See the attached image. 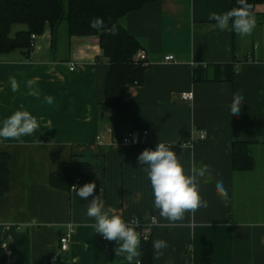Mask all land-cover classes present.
Segmentation results:
<instances>
[{
    "label": "crops",
    "instance_id": "0c3cea01",
    "mask_svg": "<svg viewBox=\"0 0 264 264\" xmlns=\"http://www.w3.org/2000/svg\"><path fill=\"white\" fill-rule=\"evenodd\" d=\"M230 9L231 0H159L124 17L121 25L148 61L143 83L130 87L120 112L102 107L109 64L99 36L69 38L61 26L52 41L46 29L29 55L14 50L0 56V125L16 110L29 111L40 124L30 136L0 139V152L11 158L10 188L0 198L7 264H128L115 255V241L105 247L92 226L95 220L86 215L93 196L82 200L72 189L50 186L59 165L74 158L93 164L94 196L106 209L125 222L143 224L140 248L145 233L152 245L156 239L168 243L159 260L153 259L152 246V264H264V5L254 11L255 29L243 37L231 28L218 29L210 19L212 12ZM24 29L15 26L12 35ZM167 56L174 60L167 62ZM224 65L235 68L232 83L215 81L216 67ZM201 67L207 82L194 80ZM33 79L38 98L28 94ZM183 92H193V100L185 101ZM238 92L244 104L232 116L230 104ZM47 96L53 97L51 105ZM133 131H147V143L122 145ZM237 141L250 144L255 160L250 172L233 169ZM159 142L181 147L178 157L186 171L193 162L211 170V181L200 184L208 207L174 224L159 216L150 180L138 163L139 154ZM218 180L228 191L227 205L216 194ZM71 229L69 250L62 252L60 237Z\"/></svg>",
    "mask_w": 264,
    "mask_h": 264
},
{
    "label": "trees",
    "instance_id": "16d2710c",
    "mask_svg": "<svg viewBox=\"0 0 264 264\" xmlns=\"http://www.w3.org/2000/svg\"><path fill=\"white\" fill-rule=\"evenodd\" d=\"M159 0H0V56L14 50H34L32 36H41L46 29L51 31L55 41L60 27L67 24V35L72 37L99 36L100 46L109 64V73L105 89L103 110L120 112L125 106V97L133 85L144 81L147 63L137 62L136 56L142 50L140 43L121 25V20L129 14L139 11L146 4ZM232 8L238 7L237 0H231ZM253 12L264 0H248ZM102 18L107 28L117 26V34L98 31L89 27L95 18ZM25 29L12 35L15 26ZM215 81L232 83L235 74L233 65L218 66ZM206 71V70H205ZM201 67L195 72V82H207V72ZM156 147V146H155ZM153 147V150L155 149ZM177 155L181 147H172ZM10 155L0 152V198L10 188ZM233 169L237 173H247L254 169L255 160L250 144L237 141L232 148ZM93 164L85 159H73L60 164L50 178V186L62 191H71L73 185L82 186L93 182ZM96 194V191L94 192ZM138 230V229H137ZM141 264H152L151 240H142ZM0 264H7L6 252L0 241Z\"/></svg>",
    "mask_w": 264,
    "mask_h": 264
},
{
    "label": "clouds",
    "instance_id": "9594fccd",
    "mask_svg": "<svg viewBox=\"0 0 264 264\" xmlns=\"http://www.w3.org/2000/svg\"><path fill=\"white\" fill-rule=\"evenodd\" d=\"M238 7L224 13L212 12L210 19L215 21V27L220 30L231 28L240 36L251 35L256 27V18L253 6L248 0H237ZM89 27L98 31H108L110 34H117V26L113 24L107 28L102 18H95L90 22ZM36 80H29L27 87L29 95L39 97L40 91L33 86ZM13 92L19 91V84L14 77L10 78ZM49 105L53 103V97L44 98ZM244 104L242 93H234L230 104V115L238 116L241 106ZM40 127L38 119L27 110H16L5 118L0 125V139L19 140L21 137L30 136ZM138 163L147 174L151 183L154 197V207L159 210V216L170 223L183 221L186 214L192 216L201 208H207L208 203L200 194L201 181L208 183L211 181V170L207 164L197 167L193 162L186 171L183 163L172 149L170 144L159 142L155 149H144L138 156ZM99 179V177H98ZM96 183L89 182L82 186L73 185L71 188L82 200H89L86 215L95 220L92 225L95 232L100 234L107 241H115L117 247L114 249L117 257H122L128 264H141L139 257L141 233L137 230L139 221L133 219L130 223L125 222L121 215L112 208H105L103 200L99 195L94 196ZM216 194L222 202L227 205L229 197L228 191L222 180L215 184ZM153 259L159 260L163 255V250L169 245L165 240L156 239L153 241Z\"/></svg>",
    "mask_w": 264,
    "mask_h": 264
},
{
    "label": "built area",
    "instance_id": "2783aa9c",
    "mask_svg": "<svg viewBox=\"0 0 264 264\" xmlns=\"http://www.w3.org/2000/svg\"><path fill=\"white\" fill-rule=\"evenodd\" d=\"M36 38L37 37L35 35L32 36L33 45H34ZM165 60L167 62H172L174 60V58H173V56H167L165 58ZM136 61L147 63V61H148L147 53L143 50L139 51V53L136 56ZM75 69H76V65L71 64L70 71L73 72V71H75ZM182 98L185 101H192L194 98V93L193 92H183ZM148 136H149V133L147 131H143V132L133 131V132L125 135V137L122 140V145H124V146L144 145L147 143ZM200 137L205 138V134H201ZM97 139H98V142L101 144L103 141V136H99ZM153 222L154 223L156 222L155 219H153ZM138 229L139 230H143V229L145 230V228L141 222H139ZM72 234H73V230L71 229L67 234H64L63 236L60 237L59 246H60V250L62 252H66L69 250ZM143 238L145 241H148V240H150V235L148 233H145V234H143ZM101 239H102L105 247L107 249H109L110 248V241L105 240L102 236H101ZM53 261L56 262L57 259L53 258Z\"/></svg>",
    "mask_w": 264,
    "mask_h": 264
},
{
    "label": "rangeland",
    "instance_id": "374dc122",
    "mask_svg": "<svg viewBox=\"0 0 264 264\" xmlns=\"http://www.w3.org/2000/svg\"><path fill=\"white\" fill-rule=\"evenodd\" d=\"M62 30H66V31H67V24H66V23H64V24L62 25Z\"/></svg>",
    "mask_w": 264,
    "mask_h": 264
}]
</instances>
